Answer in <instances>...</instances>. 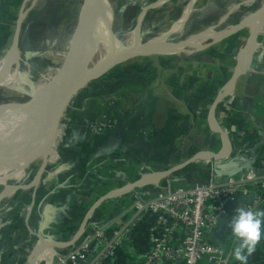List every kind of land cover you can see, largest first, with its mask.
Segmentation results:
<instances>
[{
	"label": "crops",
	"instance_id": "obj_1",
	"mask_svg": "<svg viewBox=\"0 0 264 264\" xmlns=\"http://www.w3.org/2000/svg\"><path fill=\"white\" fill-rule=\"evenodd\" d=\"M12 1L0 0L1 32L4 30V32L9 33L8 28L10 24L5 22L7 18L4 17L3 10L9 7ZM187 1L188 9V6L192 2L191 0ZM194 1L191 4L192 6H190L191 8L187 17L191 16L195 10L194 4L196 0ZM209 1H206L203 11L209 8ZM195 34L197 32L193 33V35ZM191 36L180 40L190 38ZM119 37L123 39L122 36ZM233 38H229L206 50H194L185 53L183 56L171 54L167 56L131 59V61L135 60V62L139 60L140 66H145L142 72H140L141 75L145 73L144 77L142 79L137 78L130 87L124 86L123 90H121L122 92H127L122 95L126 96L125 94H127L129 96L134 109L127 115V112L131 110V106H129V110H126L124 104H117L116 106L120 108L113 109L112 112H114V116L120 122L119 127L116 128L115 126L112 134L108 132L105 137L94 140V143H91V145H89L88 139L91 141L92 139L89 137L86 140L82 138L80 141L70 139L69 136L72 135L73 129L80 128L74 125L72 129H66L63 122L65 121L64 119L71 116L72 110L76 109L75 111H77L80 106L74 105V109H71L72 107L69 106L61 123L62 129L59 128L58 144L41 174V181L39 180V184L36 183L38 186H33L34 182H32L28 185L25 184L26 186L23 187V190H19L22 187H18L17 193L0 203V221H3L2 224L7 225L6 227L10 226L14 230L20 229L16 234L8 232H4L3 234L1 231V235L3 234V236L0 239V264H28L29 256L41 237L44 240L59 244L72 241L80 231L89 210L95 202L110 191L128 184V182H125L119 186L112 187L106 191L107 193L105 192L104 195L94 198L90 203L84 204V202H80L79 204H73L74 207L70 208L68 204L75 196L83 194L82 192L92 188L84 190L82 188H73L61 194L58 192L62 189L61 185L53 184V187L51 182H60L64 176L72 174L69 169L75 162V157L79 158L81 153L86 154V158L79 164V166L82 164L80 170H84L87 165H90L88 164L89 162H91V165L94 164V168L98 169V167H101L97 163L100 157L104 158L106 155L113 157L119 151L131 153L130 148L137 147L140 144L142 145L138 146L140 149H136V154L133 156L134 159H141L142 154L146 151L150 150L153 153L154 148H158L155 150V153L158 152V156L155 155L153 161L155 163L169 161V165L161 170H152L154 172L170 170L177 165L185 163L202 151L218 153L221 150V139L214 133L209 124V113L220 90L231 79L237 64V61L231 58L233 55L229 59L227 58V60L226 58H222L226 54L230 55ZM18 47L20 50L19 39ZM154 59L157 61L154 62ZM151 70L153 71L152 75H150ZM116 71H113V77L120 76L119 74L122 72ZM86 89H88V86ZM114 89L109 90L108 93H117L118 90L115 91ZM97 101H94V103L97 104ZM251 115L256 117L258 125L264 127V30L258 38L247 73L238 79L233 95L220 103L215 112L216 123L228 134L232 142L233 150L231 155L212 163L204 160L196 161L174 172L168 177L173 187L191 188L199 182H205L210 178L213 168H215L217 173L216 179L218 181L237 178L248 169H251L259 154L257 146L258 137L248 136L247 134L250 125L249 117ZM97 116V110L95 111L94 109V119ZM149 126H151L152 133L148 134L147 142L138 141L136 133L139 130L140 132L143 131ZM177 145L180 147H177ZM75 147L79 148V151ZM68 148H75L76 154H73ZM165 155H167L166 158H164ZM104 163L106 164L105 161L101 163L102 167L110 165L107 162V166H105ZM79 166L77 165L76 167L78 168ZM148 169L149 166L140 168V170L145 172ZM112 170L113 168L107 167L102 176L98 175L99 180L101 181V177H108ZM115 171H119L117 174L124 179L126 178V174L120 172V169ZM145 172L140 174L141 178L152 173ZM26 173L12 183L21 178L24 179ZM85 183V186L94 185V182L90 183L86 181ZM32 186L35 188L31 189ZM157 191L156 185H153L136 189L135 194L141 199L146 200L155 196ZM22 194H27L25 205L19 199ZM22 200H24V197H22ZM112 202L114 201H105L90 215L80 240L75 244L76 246L93 235L91 227L94 225L96 227L118 226V220H113V216H117L114 210L118 208V205L116 204L117 207L113 206ZM243 205V202L240 201L230 206L229 216L220 223L219 227L212 234V242L226 250L232 249L234 251L236 245L231 230L228 227V221L234 215L235 209L243 207ZM70 209L73 210L72 216L74 218H76L74 215L81 217L77 229L67 228L68 230L64 229L63 233L58 229V232H53L57 236H53L41 227V219H44L45 223L48 220L49 226H53L52 223L57 221L61 216L59 212L65 213L66 210ZM61 217L66 220H71L72 218L65 215ZM147 226V223L136 225L127 240L117 249L116 255L105 264H142L145 255L151 248ZM58 227L60 228V225ZM66 232L70 233L66 237H62ZM9 241L20 242L18 243L20 246L17 252L7 251ZM75 245L69 248H48L37 264H56L55 256L67 253ZM231 264H239L233 254L231 256ZM247 264H264V235H262V239L257 244L254 252L249 255Z\"/></svg>",
	"mask_w": 264,
	"mask_h": 264
},
{
	"label": "rangeland",
	"instance_id": "obj_2",
	"mask_svg": "<svg viewBox=\"0 0 264 264\" xmlns=\"http://www.w3.org/2000/svg\"><path fill=\"white\" fill-rule=\"evenodd\" d=\"M206 1L209 0H196V3L194 4L195 10L189 17L184 14L188 5L187 0H108V5L114 34L122 36V41L126 45H130V34H133L134 32L139 39V44L141 46H145L152 44L161 38H165L166 41H178L184 37L193 35V33L202 32L211 28H214L215 32L224 31L240 22L251 12L260 9L264 4V0H210L209 8L203 11ZM12 2L9 7H6V9L3 10L4 17L7 18H4L5 22H8L10 26L8 28L9 33L4 32V30H2V32L0 31V61L11 48V45L15 42V30L20 16L27 10H30L27 13V16L22 20L20 26L18 39L20 41V54L22 62L18 63L17 70H19L18 72H20L30 82V85H32L30 87L31 89L33 88V84L38 82L40 77L46 73V71L54 69L58 63L56 60L47 57V54L52 51H66L67 47L71 44L74 31L78 24L80 8L85 0H13ZM233 37L232 38L234 40H232L233 42L231 43L232 49L229 53L230 55L226 54L222 58H226L227 60V58L229 59V57L233 55L231 58H234L236 61L239 49H241L248 37V30L245 29ZM192 51L193 50L185 49L179 51L178 53L176 52L173 55L183 56L185 53ZM157 56L158 55L151 57ZM156 61L157 60L154 59V62ZM144 67L140 66L139 60H136V62L135 60H127L117 65L112 71L104 75L102 78L89 84L88 89H83L84 91L82 90L78 92L74 96L70 104L72 108H70L74 109V105H78L80 108L77 109V111H75L76 109L72 110L71 116L67 117V119H64L63 117L65 120L63 122L64 128L72 129L74 125L80 128H76L75 130L73 129L72 135L69 136L70 139L80 141L82 138L86 140L87 137H89L92 139V141L88 139V142L90 143L89 145H91V143H94V140L100 137H105L108 132L112 134L114 131L113 128L115 126L116 128L119 127L120 123L114 116V112H112L113 109L120 108L116 105L124 104L126 110H129V106H131V110L130 112H127V115H129L132 109H134V105L132 104V100L129 96L127 94H125L126 96L122 95L127 92H122L121 90H123L124 86L130 87V85H132L137 78L142 79L145 73L141 75L140 72H142ZM114 70L122 71L119 74L120 76L113 77L112 73ZM152 72L153 71L151 70L150 75H152ZM30 89L29 85L24 84L23 82H21V84L14 89L0 86V105L7 104L9 102H16L19 98H23L20 102H27L30 96ZM112 89L115 91L118 90L117 93H108L109 90ZM94 101H97V104L94 103ZM94 109L95 111L97 110L98 115L95 119ZM109 109L110 111H108ZM40 117L41 116L32 118L23 117L21 122L18 123L23 126L22 132L9 138L7 137L5 131L0 129V161L13 160L19 154L36 132ZM14 119H16V117L8 118L4 121V123L7 125H16L17 121ZM150 127L151 126L145 128L141 132L139 130L136 133L138 141L147 142L148 134L152 133ZM60 129H62L61 124ZM19 135L21 136L19 137ZM141 145L142 144L138 146ZM138 146L130 148L132 151L131 153H126L125 151L122 153V151H119L113 157L110 155L109 157L107 155L104 156V158L100 157L97 163L100 164L99 166L101 167H98V169L94 168V164L91 165V162H89L88 164L90 165H87L84 170H80V166L82 164L80 166L79 164L86 158V154L81 153L79 158L75 157V162L69 169L72 174L64 176L60 182H51L52 186L53 184L61 185L62 189L58 191L61 194H64L73 188H82L83 190L90 187L92 188L85 190V192H82L83 194H79L72 199L68 206L73 208V204H79L80 202H84V204L90 203L94 198L104 195L105 192L112 187L119 186L125 182L133 183L138 181L141 178L140 174L145 172L140 170V168L149 166L148 171L145 173H151L154 172L152 170H161L169 165V161H163V163H155L153 161L154 156L158 154V152L155 153V150L158 148H154L153 153L150 152V150L146 151L142 154L141 159H134L133 156L136 154V149H140ZM177 147L180 146L177 145ZM75 148L68 149L73 154H76V149L79 151V148ZM166 156L167 155H165L164 158H166ZM103 161L106 162V164L104 163L105 166H107L108 162V165H110L107 167L113 168V170L108 177H101L100 181L98 175L102 176L104 170L107 168L102 167L101 163ZM77 165L79 166L78 168L76 167ZM40 169L41 166L34 167L30 172L26 173L19 186L22 188L19 190H23L24 186L31 184L32 182L35 183L32 185L37 187L39 183L36 184V178H38L37 174ZM118 169H120V172L126 174L125 179L117 174L119 171L115 170ZM39 180L41 181V177ZM86 181H89L90 183L94 182V185L85 186ZM33 186L31 189L35 188ZM4 188V186L0 187V194L4 191ZM27 189H29V187H27ZM17 192L18 191L16 190L15 193ZM134 196L135 192H130L123 196L110 199L111 201H114L112 202L113 206L117 207L118 205V208L114 210L117 214V216H113L114 221H117L120 217L126 214L127 210L131 207L132 202L134 201ZM22 197H24V200H22ZM26 197L27 194H22L19 198L21 203L24 205L26 203ZM72 212L73 210L71 209L66 210L65 213L60 211L59 213H61V216L65 215L66 217L72 218L71 220H66L60 216L57 221L52 223L53 226H49L48 220L45 223L43 221L44 219H41V227H43L48 234L53 236H57V234L54 233L55 231L58 232V229H60L62 233L64 229L68 230L67 228L77 229L81 217L74 215L76 217L74 218L72 216ZM59 213L57 214L60 215ZM2 223L3 221H0V239L4 232L16 234L17 231H20V229L14 230L10 226L6 227L7 225L5 226ZM57 224L60 225V228ZM103 227L105 226H92V234L94 235L95 230ZM1 231L3 232L2 235ZM70 232L60 235H63L62 237H66ZM89 238L91 237L86 239L89 240ZM84 242L85 241L80 242L78 246ZM18 243L16 241H9V248L7 251L17 252L20 246ZM67 254L68 253H64L63 256H66ZM59 258L63 257L60 256V254H57L55 256L56 264H59Z\"/></svg>",
	"mask_w": 264,
	"mask_h": 264
},
{
	"label": "built area",
	"instance_id": "obj_3",
	"mask_svg": "<svg viewBox=\"0 0 264 264\" xmlns=\"http://www.w3.org/2000/svg\"><path fill=\"white\" fill-rule=\"evenodd\" d=\"M223 91L224 87L220 93ZM249 124L247 134L258 137L259 154L243 175L218 181L213 168L207 181L191 188H175L165 178L156 184L155 196L143 200L135 194L117 227L95 230L89 240L70 249L66 256L60 255L59 264H105L134 227L143 223L148 224L151 248L142 264H231L233 250L212 242V234L229 216L230 206L240 201L249 210L264 212V127L257 124L254 115Z\"/></svg>",
	"mask_w": 264,
	"mask_h": 264
},
{
	"label": "water",
	"instance_id": "obj_4",
	"mask_svg": "<svg viewBox=\"0 0 264 264\" xmlns=\"http://www.w3.org/2000/svg\"><path fill=\"white\" fill-rule=\"evenodd\" d=\"M103 1H106L108 4V0H96L92 2V0H85L83 3L80 15L78 18V24L74 31V35L72 37L71 44L67 47L66 52L72 53L77 52V58L82 54V50L84 46L88 43V41L92 38L93 34L97 31L100 19L102 15L100 13V6ZM31 9V8H30ZM30 10H27L24 14H22L18 21V26L15 32V47L19 50L18 47V37H19V30L21 26V22L26 17L27 13ZM256 23V27L254 31H248V37L241 47L237 55V64L234 69L233 75L229 80L228 84L224 87V91L219 93L218 97L216 98L214 104L212 105L209 113V124L217 135H220L222 138V149L218 153H209L202 151L197 155L193 156L191 159L182 163L180 165L175 166L174 168L167 170V171H158L153 172L151 174H147L140 178L138 181L133 183L125 184L119 188H116L103 197H101L93 207L89 210L80 231L75 235L74 239L68 243L59 244L53 241L47 240H40L34 250L32 251L31 255L29 256L28 264H34V259L36 254L40 249L45 248H69L74 246L81 238L82 233L87 225L88 219L90 215L96 211L105 201L113 199L117 196L127 194L129 192L135 191L136 189H141L147 186H153L162 181L165 178H168L174 172L183 169L187 165L196 162V161H203V160H215L219 161L224 158L230 156L233 146L232 142L228 136V134L220 127L217 123H215V112L220 103H222L227 98L233 95V92L236 88V82L238 79L247 73V70L250 67V63H244V55L248 53V50L256 49L257 41L260 34L264 30V7L251 12L249 15L244 17L240 22L233 25L232 27L220 31L215 32L214 28L210 30L213 31L214 37H208L209 31L205 30L203 32L197 33L190 38H186L183 40L178 41H165L162 47L159 46L158 49L153 51H148V46L152 44H148L145 46H141L140 48L135 50L132 49L131 45H126L122 40L117 39L116 34L112 29V24L110 23V35H112L114 40L110 43V49L106 56L102 59L101 64L99 67L88 70L83 75L80 76L78 81L73 86H67L61 90H54L48 91L42 100V110L41 112L46 113L51 116H55L60 114V124L62 123V119L67 112L74 96L85 89L89 84L92 82L102 78L104 75L112 71L117 65L131 59L139 58V57H151V56H167L174 54L177 50H206L214 45H217L229 38H232L240 31L247 29L249 26L248 23ZM258 23V24H257ZM241 28V29H240ZM240 30V31H239ZM248 30V29H247ZM200 34V35H199ZM219 38H218V37ZM203 40V41H202ZM176 49V50H175ZM175 50V52H172ZM250 51V50H249ZM77 60V59H76ZM217 124V125H216ZM58 144V135L55 131L48 132L46 136L43 138L41 142L36 145H32L25 155V157L19 162V165L10 169H0V186H6L12 183L17 178L23 176L27 171L34 167L41 166V169L38 172V178H36V183H39V179L43 170L45 169L46 165L48 164L50 158L52 157L55 148Z\"/></svg>",
	"mask_w": 264,
	"mask_h": 264
},
{
	"label": "bare ground",
	"instance_id": "obj_5",
	"mask_svg": "<svg viewBox=\"0 0 264 264\" xmlns=\"http://www.w3.org/2000/svg\"><path fill=\"white\" fill-rule=\"evenodd\" d=\"M95 1L96 0H92V2ZM191 2V4H193V2L195 1L191 0ZM191 4L190 6H192ZM190 6H188V9L186 10L185 16L189 13V10L191 8ZM263 7L264 4L262 8ZM99 9L100 13L103 14L102 18L100 19L99 27L93 34L92 38L84 46L82 54H80V56L77 58V52L68 53L66 51H52L48 53L47 57L56 60V62L58 63L56 67H54V69H49L48 71H46V73H44L40 77V80L33 84V88L30 89V87L32 86L30 85V82L26 77L18 72L19 70H17V65L18 63L22 62V57L20 54V50L16 49L15 43L13 44V46H11L4 58L0 61V86L14 89L15 87H18L21 82H23L24 84H28L30 89V96L27 102H20L23 100V98H19L18 100H16L15 98L11 97L12 99L16 100V102H9L7 104L0 105V129L5 131L7 137L9 138L15 134H19L22 132L23 126L19 125L18 123L21 122L23 117L32 118L41 116L38 120L36 132L31 137L29 142L13 160H1L0 169L12 170V168L16 167V165L25 157L30 147L41 142L48 132L55 131L58 135L60 128V114L51 116L41 112L42 100L48 91L61 90L67 86L71 87L78 81L83 73L100 66L101 61L108 53L110 49V43L112 40H114V38L111 39V37L113 36L110 35L109 29L111 23L109 5L106 3V1H103ZM248 25V31H254L256 23L250 22L248 23ZM207 31H209V34H207L208 37L215 36L213 34V31H211L210 29H208ZM116 37L117 39L122 40L119 36L116 35ZM130 37V45L133 47L132 49H139L140 44L137 35L133 32V34H130ZM165 41V38H161L160 40L155 41L154 43H152V45L148 46V51L156 50L159 48V46L162 47ZM175 50H172V52H175ZM249 50L248 53L244 55V63H249L252 59L254 50ZM15 117L16 119L14 120L17 121L16 125H7L4 123L6 119ZM20 136L21 135H19V137ZM21 182L22 178L14 183L4 186V191L0 194V203L3 200L11 198L17 188L20 186ZM39 240L44 239L41 237ZM47 249L48 248L40 249L38 251L34 259V264H37L38 261L41 260Z\"/></svg>",
	"mask_w": 264,
	"mask_h": 264
},
{
	"label": "clouds",
	"instance_id": "obj_6",
	"mask_svg": "<svg viewBox=\"0 0 264 264\" xmlns=\"http://www.w3.org/2000/svg\"><path fill=\"white\" fill-rule=\"evenodd\" d=\"M228 227L236 245L233 251L235 260L239 264H247L249 255L264 235V212L237 207L228 221Z\"/></svg>",
	"mask_w": 264,
	"mask_h": 264
}]
</instances>
